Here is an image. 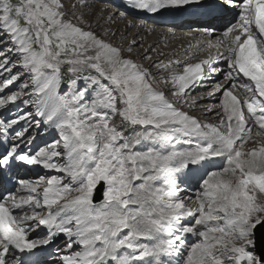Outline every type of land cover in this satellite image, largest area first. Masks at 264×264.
<instances>
[{
    "label": "snow or ice",
    "instance_id": "1",
    "mask_svg": "<svg viewBox=\"0 0 264 264\" xmlns=\"http://www.w3.org/2000/svg\"><path fill=\"white\" fill-rule=\"evenodd\" d=\"M0 188V264H264V0H0Z\"/></svg>",
    "mask_w": 264,
    "mask_h": 264
},
{
    "label": "bare ground",
    "instance_id": "2",
    "mask_svg": "<svg viewBox=\"0 0 264 264\" xmlns=\"http://www.w3.org/2000/svg\"><path fill=\"white\" fill-rule=\"evenodd\" d=\"M121 27H123V25ZM172 31H173V29H172ZM186 31H189V29L186 27L174 29L175 36L173 37L172 35L169 34V29L167 27H158V30L155 34L148 36L147 44L149 42L151 44L154 41H160V43L157 47L160 48V50H163L167 54V56L165 57L166 60L167 59H175V58H177V56L180 59L184 55V49L186 48L185 45H187V43L193 44L192 41L194 39H198L195 36H193L194 38L186 37V35H185ZM175 71L179 72V71H182V69L177 68V69H175ZM168 75H169V73L165 76H168ZM165 85H167V87H169V88L171 87L170 84H165ZM206 90L207 89L204 88V89L194 91L192 93V95L189 97V101L191 99L199 100V98L201 96L205 95ZM170 98L175 99L174 97H170ZM214 101L215 100H212V101L204 100V101H201V103L206 104L208 107H212ZM193 109L194 110H189V109H185V110H189L191 112V114L196 115V116L200 117L201 119H205V120H208V119L214 120L215 119L211 114L204 113L202 108H197L196 106H193ZM255 139L259 140L260 138L256 137ZM45 176H50V175H45Z\"/></svg>",
    "mask_w": 264,
    "mask_h": 264
},
{
    "label": "rangeland",
    "instance_id": "3",
    "mask_svg": "<svg viewBox=\"0 0 264 264\" xmlns=\"http://www.w3.org/2000/svg\"><path fill=\"white\" fill-rule=\"evenodd\" d=\"M98 7H99V5H98ZM121 26H122V25H121ZM148 44H150V42H149ZM151 44H152V43H151ZM145 47H147V45H146ZM157 50L160 51V48L157 47ZM156 58H157L156 54L153 53V59H156ZM167 74H168V73H164L163 75L165 76V75H167ZM164 86H165V87H164ZM157 87H159V88L165 90L166 92H167L168 89H169V87H167V85H165V84H162V85H161V84H158Z\"/></svg>",
    "mask_w": 264,
    "mask_h": 264
}]
</instances>
